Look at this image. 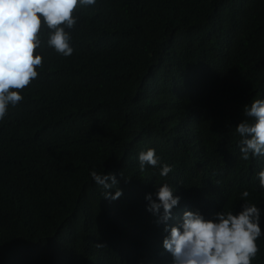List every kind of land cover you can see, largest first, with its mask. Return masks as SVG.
Wrapping results in <instances>:
<instances>
[{
	"label": "trees",
	"instance_id": "trees-1",
	"mask_svg": "<svg viewBox=\"0 0 264 264\" xmlns=\"http://www.w3.org/2000/svg\"><path fill=\"white\" fill-rule=\"evenodd\" d=\"M75 14L73 54L45 29L38 77L0 121V264H172L146 210L163 183L181 197L169 225L238 212L248 191L264 231V156L242 160L235 132L264 99V0H97ZM133 135L160 157L154 177L124 165ZM92 170L123 196L105 199Z\"/></svg>",
	"mask_w": 264,
	"mask_h": 264
},
{
	"label": "clouds",
	"instance_id": "clouds-1",
	"mask_svg": "<svg viewBox=\"0 0 264 264\" xmlns=\"http://www.w3.org/2000/svg\"><path fill=\"white\" fill-rule=\"evenodd\" d=\"M97 0H0V121L24 97L21 92L38 77L37 68L42 67L43 57L36 50L42 45V34L47 35V46L65 57L73 54L69 31L79 19L78 7L95 5ZM242 119L235 127L241 138V159L264 156V99H251L242 106ZM134 135L129 140L133 158L125 166L146 176H153L146 166L157 167L160 157L155 149L136 151ZM133 141L131 142V140ZM131 142V144H130ZM128 145V146H129ZM172 166L164 164L159 175L167 177ZM90 175L104 189L103 197L116 200L123 196L122 189L114 188L119 181L116 175L98 173ZM264 187V167L256 174ZM110 181V183H109ZM110 189H115L114 194ZM168 183L156 186L155 193H147L146 210L155 216L156 223L164 225L162 246L171 254L172 264H252L260 251L258 239L264 236L260 226L261 208L248 202L250 193L243 191L241 210H221L206 218L199 210H185L181 222L169 225L172 210L179 205L181 197ZM155 197V198H154ZM97 244V247H103Z\"/></svg>",
	"mask_w": 264,
	"mask_h": 264
}]
</instances>
